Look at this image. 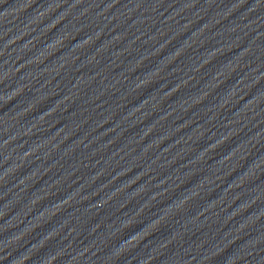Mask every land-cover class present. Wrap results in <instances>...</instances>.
I'll return each instance as SVG.
<instances>
[{
    "label": "water",
    "instance_id": "water-1",
    "mask_svg": "<svg viewBox=\"0 0 264 264\" xmlns=\"http://www.w3.org/2000/svg\"><path fill=\"white\" fill-rule=\"evenodd\" d=\"M0 264H264V0H0Z\"/></svg>",
    "mask_w": 264,
    "mask_h": 264
}]
</instances>
